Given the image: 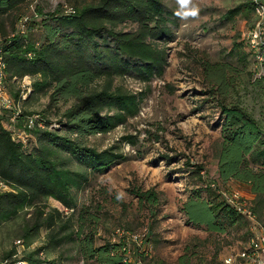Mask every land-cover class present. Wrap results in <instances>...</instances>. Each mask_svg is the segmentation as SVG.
Returning a JSON list of instances; mask_svg holds the SVG:
<instances>
[{
	"label": "trees",
	"instance_id": "1",
	"mask_svg": "<svg viewBox=\"0 0 264 264\" xmlns=\"http://www.w3.org/2000/svg\"><path fill=\"white\" fill-rule=\"evenodd\" d=\"M35 1L0 0V58L6 64V89L16 102L20 101L21 81L29 76L32 92L23 105L34 96L45 95L51 107L60 103L70 107L62 114L59 127L51 129L52 123L39 116L38 123L45 128L33 129L34 138L27 146L16 141L5 127L4 120L9 121L13 111H0V182L10 188L0 190V229L19 220L27 209L34 210L32 222L16 231L15 238L25 247L23 255L19 256L14 246L0 264L10 263L7 261L13 257L11 264H65L61 251L69 245L87 264H144L151 253L141 252L125 236L99 242V220L87 209L78 210L75 192L84 188L90 173H103L126 160L113 149L98 151L87 141L112 132L139 112L140 98L114 87L117 78L136 76L150 81L163 77L167 51L158 42L172 40L163 0H93L75 5L70 12L48 14L37 4L23 32L18 25L21 11ZM37 18L43 20L38 23ZM127 23L136 29H119ZM210 78L217 87L214 95L220 108L217 127L221 131L216 149L218 179L213 180L220 187L232 181L248 187L254 195L249 209L262 221L264 126L243 105L228 101L229 85L220 71L211 73ZM30 116L35 115L22 110L18 125L23 126ZM73 161L85 171L70 168ZM188 165L202 183L183 206L189 222L204 227L220 243L242 232L239 237L249 240L252 232L248 230V217L218 190L205 186L203 166ZM141 197L152 208L159 206L157 193L148 191ZM50 199L72 214L50 208ZM43 230L47 231L44 244L31 250ZM150 234L144 239L146 250ZM196 249L186 248L177 264H217V256L208 261ZM53 253L58 255L51 257Z\"/></svg>",
	"mask_w": 264,
	"mask_h": 264
},
{
	"label": "rangeland",
	"instance_id": "2",
	"mask_svg": "<svg viewBox=\"0 0 264 264\" xmlns=\"http://www.w3.org/2000/svg\"><path fill=\"white\" fill-rule=\"evenodd\" d=\"M92 1L36 0L29 9L21 11L19 29L26 32L29 16L34 14L37 4L48 14L58 10L70 12L75 5ZM194 3L200 9L198 17L182 20L176 15L177 0H163L172 34L170 42H158L167 51L163 77L150 81L136 76L117 78L114 87L140 98L139 112L112 132L87 141L98 151L113 149L126 160L103 173H90L84 188L75 192L78 210L87 209L90 216L99 220L100 243L119 240L124 233L142 235L153 230L148 238L151 258L144 264H177L188 247L197 248L199 255H205L208 261L217 256L215 263L225 264L226 258L241 254L249 241L239 237L243 232L221 243L216 241L204 227L189 222L183 206L192 190L202 186L188 163L205 168L202 176L206 184L208 180L218 179L220 108L211 73L220 71L229 85L228 101L243 105L264 126V60L259 57L262 43H254L252 37L255 30L264 32V0H194ZM256 6H260V13L253 9ZM235 9L238 11L230 14ZM12 17H8L9 26ZM42 20L36 19L38 23ZM119 29L134 31L136 26L127 23ZM69 107L70 104L64 103L51 107L49 96L37 95L22 110L45 118L52 123V129L59 127L58 122ZM8 122L4 120L5 125ZM69 167L85 171V167L74 161ZM221 188L249 204L252 201L248 191L240 186L229 183ZM0 190L10 188L0 182ZM148 191L159 195L157 208L143 201L141 196ZM48 205L65 215L72 214L54 199ZM33 215L34 210L27 209L19 220L0 229V262L14 246L18 255H23L25 247L15 238L16 231L32 222ZM248 227L251 232H257L251 220ZM46 234L43 230L31 250L44 244ZM72 246L61 251L65 264H87ZM57 255L53 253L51 257ZM13 260L15 257L6 264ZM247 263L238 259L236 264Z\"/></svg>",
	"mask_w": 264,
	"mask_h": 264
},
{
	"label": "built area",
	"instance_id": "3",
	"mask_svg": "<svg viewBox=\"0 0 264 264\" xmlns=\"http://www.w3.org/2000/svg\"><path fill=\"white\" fill-rule=\"evenodd\" d=\"M260 13V6L255 8ZM253 42L261 44L259 57L260 60H264V32L260 29L252 32ZM6 64L0 58V111L11 110L12 115L9 118V122L5 125L6 129L11 132L13 138L16 141L22 142L25 146L28 145L30 140H33L32 130L35 128L44 129V125L38 123L39 116H30L26 119L23 126L18 125L19 115L22 112L23 102L28 98L32 92V78L26 76L21 81L20 85V101L16 102L6 89ZM207 187L216 189L223 195V197L233 206H235L241 213L246 215L249 220L254 222L257 232H252V235L248 241L247 247L244 251L237 256H230L225 259V264H236L238 259H241L249 264H264V222H259L258 219L251 213L250 204L245 202L246 200L240 199L238 195H228L220 187V185L214 180H208ZM148 235L145 231L142 235L136 234H126L125 236L128 242L132 245H136L137 248H141L140 251H146L147 254L151 253L150 250H146L145 237ZM117 241V240H115ZM128 250V249H127ZM130 254V250L128 251ZM130 263L133 261L132 257L129 259ZM17 264H24V262H19ZM134 264H143L142 262H137Z\"/></svg>",
	"mask_w": 264,
	"mask_h": 264
},
{
	"label": "clouds",
	"instance_id": "4",
	"mask_svg": "<svg viewBox=\"0 0 264 264\" xmlns=\"http://www.w3.org/2000/svg\"><path fill=\"white\" fill-rule=\"evenodd\" d=\"M179 10L176 15L182 20L194 19L199 15V7L195 5L194 0H177Z\"/></svg>",
	"mask_w": 264,
	"mask_h": 264
},
{
	"label": "crops",
	"instance_id": "5",
	"mask_svg": "<svg viewBox=\"0 0 264 264\" xmlns=\"http://www.w3.org/2000/svg\"><path fill=\"white\" fill-rule=\"evenodd\" d=\"M230 184H235V185H237V186H240V187L246 189V190L248 191V193H249L250 198H251L252 200L254 199V195L250 192V190L248 189V187H246L245 185H242V184H240V183L233 182V181H232ZM247 264H249V263H247Z\"/></svg>",
	"mask_w": 264,
	"mask_h": 264
},
{
	"label": "bare ground",
	"instance_id": "6",
	"mask_svg": "<svg viewBox=\"0 0 264 264\" xmlns=\"http://www.w3.org/2000/svg\"><path fill=\"white\" fill-rule=\"evenodd\" d=\"M24 264H26V263H24Z\"/></svg>",
	"mask_w": 264,
	"mask_h": 264
}]
</instances>
